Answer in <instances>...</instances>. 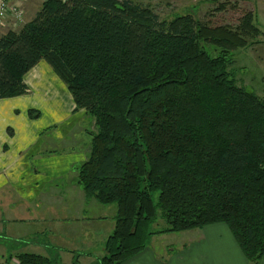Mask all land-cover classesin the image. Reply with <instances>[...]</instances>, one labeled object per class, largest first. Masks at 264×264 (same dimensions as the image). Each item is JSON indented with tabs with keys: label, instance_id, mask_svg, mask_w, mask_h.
<instances>
[{
	"label": "trees",
	"instance_id": "obj_1",
	"mask_svg": "<svg viewBox=\"0 0 264 264\" xmlns=\"http://www.w3.org/2000/svg\"><path fill=\"white\" fill-rule=\"evenodd\" d=\"M260 38L253 13L211 27L191 15L162 20L130 0H50L0 38V100L28 94L25 75L45 61L94 123L78 184L117 208L101 264H123L153 236L216 224L261 263L264 81L259 96L239 86L234 68L239 51L264 46Z\"/></svg>",
	"mask_w": 264,
	"mask_h": 264
},
{
	"label": "crops",
	"instance_id": "obj_2",
	"mask_svg": "<svg viewBox=\"0 0 264 264\" xmlns=\"http://www.w3.org/2000/svg\"><path fill=\"white\" fill-rule=\"evenodd\" d=\"M259 4L264 12V0ZM41 7L24 2L27 23ZM261 55L263 84L264 46ZM24 84L28 94L0 100V264L22 255L51 264H101L117 208L88 198L78 184L94 123L76 111L71 93L45 61L25 75ZM181 234L187 237L181 252L148 245L123 264H250L224 224Z\"/></svg>",
	"mask_w": 264,
	"mask_h": 264
},
{
	"label": "rangeland",
	"instance_id": "obj_3",
	"mask_svg": "<svg viewBox=\"0 0 264 264\" xmlns=\"http://www.w3.org/2000/svg\"><path fill=\"white\" fill-rule=\"evenodd\" d=\"M135 4L151 8L162 20L171 21L176 17L191 15L211 27H236L247 13L257 15V25L264 33V12L261 11L260 0H130ZM264 9V7L262 8ZM259 41H264L260 38ZM261 46L254 45L239 51L235 58V70L239 86L248 91L262 95ZM159 200V193L154 196ZM164 226L160 220L153 226L154 230ZM196 234V233H194ZM187 237L185 234H172L160 239H149L148 245L156 247V251L174 249L183 250ZM163 244V245H160ZM173 244V246H170ZM15 261V260H13ZM18 261V260H16ZM19 262V261H18ZM100 264V263H99Z\"/></svg>",
	"mask_w": 264,
	"mask_h": 264
},
{
	"label": "built area",
	"instance_id": "obj_4",
	"mask_svg": "<svg viewBox=\"0 0 264 264\" xmlns=\"http://www.w3.org/2000/svg\"><path fill=\"white\" fill-rule=\"evenodd\" d=\"M26 0H0V38L9 32L18 31L26 24V11L24 2ZM44 4L50 0H35ZM67 3L70 0H58ZM10 264H20L18 261H12Z\"/></svg>",
	"mask_w": 264,
	"mask_h": 264
}]
</instances>
